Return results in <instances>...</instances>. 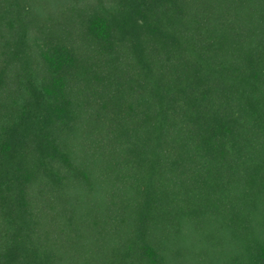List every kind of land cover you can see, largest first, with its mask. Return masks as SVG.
<instances>
[{
	"label": "trees",
	"instance_id": "trees-1",
	"mask_svg": "<svg viewBox=\"0 0 264 264\" xmlns=\"http://www.w3.org/2000/svg\"><path fill=\"white\" fill-rule=\"evenodd\" d=\"M263 175L264 0H0V264H264Z\"/></svg>",
	"mask_w": 264,
	"mask_h": 264
},
{
	"label": "rangeland",
	"instance_id": "rangeland-1",
	"mask_svg": "<svg viewBox=\"0 0 264 264\" xmlns=\"http://www.w3.org/2000/svg\"><path fill=\"white\" fill-rule=\"evenodd\" d=\"M263 181H264V175H263ZM247 231V230H246ZM250 232H246V257L249 254V246L252 244L254 241V235L249 234ZM215 239V255L219 256L221 259H228L229 258V248H230V240L228 234H221L219 233V236L216 235L214 237ZM214 243V244H215Z\"/></svg>",
	"mask_w": 264,
	"mask_h": 264
}]
</instances>
